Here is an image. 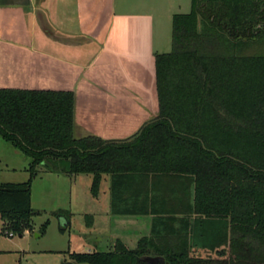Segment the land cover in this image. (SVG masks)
Segmentation results:
<instances>
[{
	"label": "trees",
	"instance_id": "obj_1",
	"mask_svg": "<svg viewBox=\"0 0 264 264\" xmlns=\"http://www.w3.org/2000/svg\"><path fill=\"white\" fill-rule=\"evenodd\" d=\"M154 63L158 113L124 139L75 137L70 90L0 88V138L29 159L27 180L0 183L4 227L32 229L40 169L88 174L93 196L110 175L111 213L151 214L149 235L72 252L75 264H264V0H190ZM154 174L184 179L192 199L175 190L163 207L143 190ZM221 247L224 256L192 255Z\"/></svg>",
	"mask_w": 264,
	"mask_h": 264
},
{
	"label": "crops",
	"instance_id": "obj_2",
	"mask_svg": "<svg viewBox=\"0 0 264 264\" xmlns=\"http://www.w3.org/2000/svg\"><path fill=\"white\" fill-rule=\"evenodd\" d=\"M165 1L168 6L163 0H0V88L72 91L77 138L135 134L158 113L154 55L171 50L163 21L171 16L172 26L173 14L187 13L176 12L173 0ZM28 163L17 167L0 151L1 172L24 174ZM49 174L67 179L70 187L80 176ZM182 180L154 174L143 190L163 196L162 206L168 207L184 189L192 199V185ZM86 181L91 198L84 213L88 237L105 231L109 240L121 239L125 227L120 222L129 218L143 220L145 225L134 230L149 235L151 214L111 213L110 175H103L96 196L90 192L91 177ZM175 206L178 212L184 207ZM91 250L96 248L86 251Z\"/></svg>",
	"mask_w": 264,
	"mask_h": 264
},
{
	"label": "rangeland",
	"instance_id": "obj_3",
	"mask_svg": "<svg viewBox=\"0 0 264 264\" xmlns=\"http://www.w3.org/2000/svg\"><path fill=\"white\" fill-rule=\"evenodd\" d=\"M173 2L176 4V12L189 11V0H173ZM163 5L168 6V3L163 0ZM163 23L169 41L168 50H170L171 16ZM0 145H3L0 146V151L12 159L13 165L19 167L23 161L26 163L29 161L21 151L1 138ZM26 172L28 173L27 170ZM26 172L23 174L20 170L8 174L0 171V183L25 181ZM49 173L40 169L32 180L31 207L38 213L32 217L30 231L22 235L14 233L4 227L0 216V264H59L61 260L70 259L69 252H83L88 248H96V250L112 248L114 240H109L105 236V231H101L103 234L101 237L97 236L93 239L85 234L84 213L88 202L91 201L88 194L89 185L86 181L88 174H79L78 182L72 181L70 187L67 179L57 178L55 174ZM120 224L125 227V233L120 236L121 240L129 247L135 246L136 241L146 234L145 230L142 233L134 230L137 225L142 227L145 225L143 220L136 222L129 218ZM217 251L222 256L227 253V249L222 247L217 248ZM206 254L216 255L214 251L208 252L197 248L192 250L193 256Z\"/></svg>",
	"mask_w": 264,
	"mask_h": 264
},
{
	"label": "water",
	"instance_id": "obj_4",
	"mask_svg": "<svg viewBox=\"0 0 264 264\" xmlns=\"http://www.w3.org/2000/svg\"><path fill=\"white\" fill-rule=\"evenodd\" d=\"M66 223L67 221L65 220V224ZM215 253H218V251L216 250ZM143 260L151 264H164V258L162 256H146L143 258ZM59 264H75V263L71 260H61Z\"/></svg>",
	"mask_w": 264,
	"mask_h": 264
}]
</instances>
